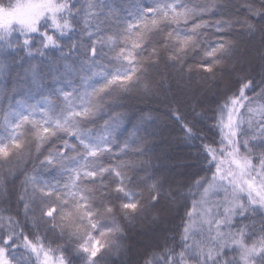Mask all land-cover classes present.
Returning a JSON list of instances; mask_svg holds the SVG:
<instances>
[{"label": "snow or ice", "instance_id": "obj_1", "mask_svg": "<svg viewBox=\"0 0 264 264\" xmlns=\"http://www.w3.org/2000/svg\"><path fill=\"white\" fill-rule=\"evenodd\" d=\"M0 95V264H264V0H0Z\"/></svg>", "mask_w": 264, "mask_h": 264}, {"label": "trees", "instance_id": "obj_2", "mask_svg": "<svg viewBox=\"0 0 264 264\" xmlns=\"http://www.w3.org/2000/svg\"><path fill=\"white\" fill-rule=\"evenodd\" d=\"M137 2H141V0H137ZM145 4H152L154 0H142ZM21 55H24L23 53ZM33 63H40V59L37 58ZM0 100H2V95H0ZM143 105L136 104L135 101H129V108L133 111H138L142 108ZM125 111L127 109H124ZM160 117L158 120V130L160 131V139L156 145L155 153L160 159H157V164H162L165 162H175V158L183 155L188 149L184 148L183 146L177 147L176 141L182 135L179 127L173 124L170 120H168L167 116L164 115L163 109H161L160 113H157ZM4 125L0 123V131H2ZM131 132V127L129 126L128 132L123 133L124 138L129 136ZM171 158V159H168ZM147 238L144 236H136V241L146 240Z\"/></svg>", "mask_w": 264, "mask_h": 264}]
</instances>
